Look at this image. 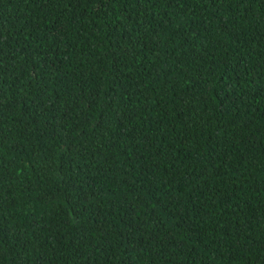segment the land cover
<instances>
[{"label":"trees","instance_id":"16d2710c","mask_svg":"<svg viewBox=\"0 0 264 264\" xmlns=\"http://www.w3.org/2000/svg\"><path fill=\"white\" fill-rule=\"evenodd\" d=\"M0 264H264V0H0Z\"/></svg>","mask_w":264,"mask_h":264},{"label":"snow or ice","instance_id":"6c2138e0","mask_svg":"<svg viewBox=\"0 0 264 264\" xmlns=\"http://www.w3.org/2000/svg\"><path fill=\"white\" fill-rule=\"evenodd\" d=\"M51 0H45V3H50ZM247 2V0H237V3H244ZM104 0H100V6H103ZM236 5L234 4L233 7H235ZM62 31V30H61ZM53 67H55V65H53Z\"/></svg>","mask_w":264,"mask_h":264}]
</instances>
